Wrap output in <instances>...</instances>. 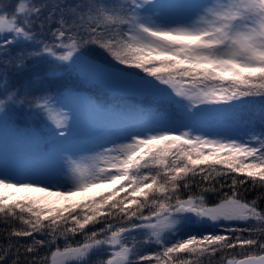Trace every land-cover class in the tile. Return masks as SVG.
I'll return each instance as SVG.
<instances>
[{
    "label": "snow or ice",
    "instance_id": "6c2138e0",
    "mask_svg": "<svg viewBox=\"0 0 264 264\" xmlns=\"http://www.w3.org/2000/svg\"><path fill=\"white\" fill-rule=\"evenodd\" d=\"M15 7L0 18V89L19 78L0 187L121 183L63 208L0 195V264H264V0ZM36 57L67 82L42 85ZM193 216L210 227L188 233Z\"/></svg>",
    "mask_w": 264,
    "mask_h": 264
},
{
    "label": "rangeland",
    "instance_id": "374dc122",
    "mask_svg": "<svg viewBox=\"0 0 264 264\" xmlns=\"http://www.w3.org/2000/svg\"><path fill=\"white\" fill-rule=\"evenodd\" d=\"M120 181H116L111 185H93L84 189L80 193L72 196L51 195L43 191H35L32 189H18L12 187H0V195H3L7 200H23L32 201L41 204L42 206H63L73 205L76 206L82 202L93 200L94 197L110 192L115 188Z\"/></svg>",
    "mask_w": 264,
    "mask_h": 264
},
{
    "label": "trees",
    "instance_id": "16d2710c",
    "mask_svg": "<svg viewBox=\"0 0 264 264\" xmlns=\"http://www.w3.org/2000/svg\"><path fill=\"white\" fill-rule=\"evenodd\" d=\"M11 2H12V5L15 6V4H17L19 2V0H11ZM32 2L33 3H40V2H42V0H32ZM47 2L52 3L53 0H47ZM34 60L38 61L36 71H39V73L41 74V84L42 85L46 84L47 87L51 90V89H55L58 85L62 86L63 83L67 82L64 80L63 77L49 76L48 75V73L50 71L55 70V69L48 67V63H49L48 61L41 60V58H39V57L34 58ZM25 71L31 73L33 70L27 69ZM18 79L19 78H16L11 72L9 73V80H8L9 90H8V92L10 90H12L13 88L19 86V84L17 83ZM29 79H31V75H29ZM0 87H3V85H0ZM4 94H5L4 91L2 89H0V96H3ZM17 110L21 113L27 111V109H25L23 105L18 106ZM17 122L21 125H23L25 123V121L23 119H20ZM119 183H121V181ZM149 194L151 195V192ZM101 195H103V194H101ZM98 196H100V195H98ZM98 196L94 197L93 200H95ZM13 202H14L13 200L5 199L4 200L5 209L9 208L10 206H14ZM34 204L36 206H42L41 204H38V203H34ZM44 207H49V206H44ZM57 207L63 208V206H55L52 208H57ZM15 210L20 211L19 208H16ZM0 215H3V212H0ZM65 215H67V212H65ZM209 227H210V225L207 222L198 221L197 218L194 216L191 218H188L184 223V229L188 233L200 232L201 230H207ZM237 258L239 259V257H237ZM205 259H207V258H205Z\"/></svg>",
    "mask_w": 264,
    "mask_h": 264
},
{
    "label": "clouds",
    "instance_id": "9594fccd",
    "mask_svg": "<svg viewBox=\"0 0 264 264\" xmlns=\"http://www.w3.org/2000/svg\"><path fill=\"white\" fill-rule=\"evenodd\" d=\"M0 18L13 20L17 18V9L12 5L11 0H0ZM16 89L10 90L3 96H0V107H6L14 97Z\"/></svg>",
    "mask_w": 264,
    "mask_h": 264
}]
</instances>
